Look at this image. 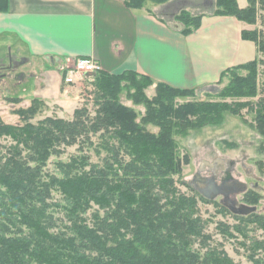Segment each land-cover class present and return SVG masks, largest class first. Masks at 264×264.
I'll return each mask as SVG.
<instances>
[{"label":"trees","instance_id":"1","mask_svg":"<svg viewBox=\"0 0 264 264\" xmlns=\"http://www.w3.org/2000/svg\"><path fill=\"white\" fill-rule=\"evenodd\" d=\"M124 1L142 9L147 2L170 0ZM257 5L258 0H249L245 8L238 0H217L215 15L254 24ZM9 10L10 1L0 0V12ZM202 17L185 10L174 16L185 35L202 26ZM242 36L264 52L261 33L244 29ZM259 63L254 59L224 71L219 83L227 75L230 80L217 93L220 101L179 102L196 95V89L156 83L132 70L101 71L92 75L97 84L95 115L84 107L72 120L49 116L33 123L43 105L34 98L29 107L15 110L23 124L6 123L0 116V264H239L223 248L211 246L213 237L198 208L200 200L210 199L187 195L177 185L183 161L189 159L180 155L174 133L220 123L224 112L241 115L248 107L256 112L255 127L264 137L263 101L226 100L258 95ZM124 82L135 89V102L146 106L140 121L138 112L120 100ZM154 85L155 94L149 97L146 90ZM148 124L157 126L158 133ZM3 137L11 144H3ZM71 146H78L81 153L59 163L60 175L50 173L51 157ZM87 148L105 155L92 162ZM55 191L62 194L64 204L54 201ZM94 205L98 209L88 218ZM58 208L66 212L64 225L55 216ZM223 212L231 213L228 208ZM234 216L240 224L227 226L228 236L236 237L235 231L248 238L246 227L251 225L264 233V214ZM260 249L264 241L250 246L253 264H264L257 258Z\"/></svg>","mask_w":264,"mask_h":264},{"label":"crops","instance_id":"2","mask_svg":"<svg viewBox=\"0 0 264 264\" xmlns=\"http://www.w3.org/2000/svg\"><path fill=\"white\" fill-rule=\"evenodd\" d=\"M9 1L10 10L0 12V38L9 50L14 44L23 47L28 52L24 60L37 58L54 67L50 76L42 70L45 82L31 99L19 96L23 107L34 98L47 105L49 99L70 103L77 88L63 87V77L78 57L93 56L105 72L132 70L182 89L213 87L227 69L259 57L255 42L242 36L249 24L235 16H216V0H171L142 9L130 8L124 0ZM238 3L245 8L249 0ZM185 8L203 15L202 26L189 35L173 20ZM151 88L155 92V85ZM68 94L69 99H61Z\"/></svg>","mask_w":264,"mask_h":264},{"label":"rangeland","instance_id":"3","mask_svg":"<svg viewBox=\"0 0 264 264\" xmlns=\"http://www.w3.org/2000/svg\"><path fill=\"white\" fill-rule=\"evenodd\" d=\"M262 1L258 0L257 22L249 24L248 30H256L264 36V3ZM148 3L152 4L153 2ZM153 4L157 6L156 3ZM161 7H157V11ZM216 9L217 6H215L214 13ZM183 10L188 11L193 16H199L202 13L200 10H192L191 8H185L181 11ZM171 12L169 10L167 14H171ZM173 20L179 23L175 18ZM8 47L9 43L0 38V67L7 66V68L0 69V116L6 123L23 124L15 110L27 108L32 102L27 107H23L19 104L21 101L16 103L13 99L20 98L19 96L31 99L33 97L32 91L45 82V75L42 70H48L50 72L48 76H50L54 67L49 63L42 64L43 61L37 58H31L29 61L24 60L28 56V52L20 45L14 44L10 50ZM258 50L259 57L250 58L260 61L257 78L258 95L251 99L230 97L226 99L228 102H264V52L259 47ZM14 60L21 62L19 66L12 65ZM55 69L57 70V68ZM238 72L246 74L244 70L239 69ZM58 74L61 77V73L58 72ZM66 76L67 73L63 77V87L69 86V84L76 87L75 96L68 94L69 96L66 95L61 98L67 100L71 96L68 104L49 99L50 105H47L44 100L40 99L43 101V105L40 107V112L32 119L33 123H38V121L49 116L72 120L76 110L84 107L89 110L91 115L96 114L97 84L95 77L82 74L75 76L73 81L66 82ZM227 76L229 77V75ZM227 76L221 83L218 82L213 87L196 88V95L181 98L179 102L223 100L217 93L229 83L230 78ZM151 87L146 90L149 97H153L155 94ZM134 92L133 86L129 82H124L119 97L124 104L133 107L138 112V121H140L144 116L146 106L135 102L132 96ZM255 117L256 112H252L248 107L242 109L241 115L226 111L223 113V119L220 123H210L200 128H190L174 133L180 155L182 157L188 156L189 159L188 162L183 161L181 176L176 177L177 185L187 195L195 194L199 197L204 195V198L210 199L209 202L200 200L198 208L206 221L207 232L213 237L211 246L223 248L239 264H253L249 258L250 246L255 240L264 241L263 231L257 229L255 225L246 227L248 238L233 230L236 236L234 238L224 233L227 226L240 224V220L234 216L230 209L231 206L240 208L245 205L246 208L248 207L250 211H253L252 213L264 214V137L255 127ZM147 127L152 132L158 133L159 131V128L153 124H148ZM94 140L97 141V137ZM1 142L11 144L7 137L1 138ZM86 150H89L92 162H100L105 155L96 154L93 148ZM80 153L78 146L65 148V153L61 156L51 157L47 170L50 173L60 175L59 163L69 162L72 156ZM252 199L257 200V202L252 204L250 202ZM54 201L61 204L65 203L62 194L58 191L54 192ZM224 208H228L231 213L223 212ZM97 209L98 207L94 205L86 216L92 217ZM250 214L239 215L247 217ZM55 216L59 218L61 225L66 224L67 216L62 208L57 209ZM257 258L264 261V249L257 252Z\"/></svg>","mask_w":264,"mask_h":264},{"label":"built area","instance_id":"4","mask_svg":"<svg viewBox=\"0 0 264 264\" xmlns=\"http://www.w3.org/2000/svg\"><path fill=\"white\" fill-rule=\"evenodd\" d=\"M67 70L65 80L66 82H71L77 75L95 74L103 71V67L93 56H83L76 58L72 67Z\"/></svg>","mask_w":264,"mask_h":264},{"label":"water","instance_id":"5","mask_svg":"<svg viewBox=\"0 0 264 264\" xmlns=\"http://www.w3.org/2000/svg\"><path fill=\"white\" fill-rule=\"evenodd\" d=\"M88 75H93V74H88ZM230 209L235 213V214H241V215H247L252 213L253 211H250V209L245 205L241 206L240 208H235V207H230Z\"/></svg>","mask_w":264,"mask_h":264},{"label":"flooded vegetation","instance_id":"6","mask_svg":"<svg viewBox=\"0 0 264 264\" xmlns=\"http://www.w3.org/2000/svg\"><path fill=\"white\" fill-rule=\"evenodd\" d=\"M12 60H13V58H12ZM12 60H11V61H12ZM12 62H13V61H12ZM20 63H21L20 61H15V60H14V63H12V65L15 66V67H17V66H19ZM4 68H7V66L0 67V69H4Z\"/></svg>","mask_w":264,"mask_h":264}]
</instances>
